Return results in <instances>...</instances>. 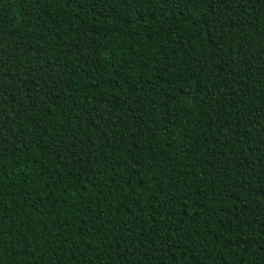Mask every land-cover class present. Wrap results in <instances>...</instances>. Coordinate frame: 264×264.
Returning <instances> with one entry per match:
<instances>
[{
  "label": "trees",
  "instance_id": "obj_1",
  "mask_svg": "<svg viewBox=\"0 0 264 264\" xmlns=\"http://www.w3.org/2000/svg\"><path fill=\"white\" fill-rule=\"evenodd\" d=\"M0 264H264V0H0Z\"/></svg>",
  "mask_w": 264,
  "mask_h": 264
}]
</instances>
